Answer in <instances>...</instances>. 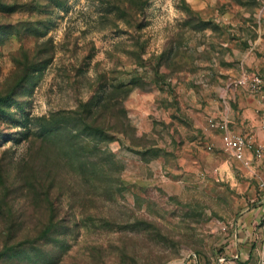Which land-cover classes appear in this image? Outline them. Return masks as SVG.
I'll return each instance as SVG.
<instances>
[{
	"label": "rangeland",
	"instance_id": "rangeland-1",
	"mask_svg": "<svg viewBox=\"0 0 264 264\" xmlns=\"http://www.w3.org/2000/svg\"><path fill=\"white\" fill-rule=\"evenodd\" d=\"M244 70L264 0H0V264H264Z\"/></svg>",
	"mask_w": 264,
	"mask_h": 264
},
{
	"label": "built area",
	"instance_id": "built-area-1",
	"mask_svg": "<svg viewBox=\"0 0 264 264\" xmlns=\"http://www.w3.org/2000/svg\"><path fill=\"white\" fill-rule=\"evenodd\" d=\"M234 83L254 97L256 112L260 117V129L264 132V75L255 70H244ZM207 123L211 129L226 133V145L235 156L244 159L249 153L251 158L264 161V140H257L251 132L242 133L230 130L228 120L225 117L211 116L207 119ZM261 220L264 224V216Z\"/></svg>",
	"mask_w": 264,
	"mask_h": 264
},
{
	"label": "crops",
	"instance_id": "crops-1",
	"mask_svg": "<svg viewBox=\"0 0 264 264\" xmlns=\"http://www.w3.org/2000/svg\"><path fill=\"white\" fill-rule=\"evenodd\" d=\"M243 90L249 96L248 97V99H249L248 101H249V104L251 105V112L253 113V115L256 114L257 117H258V120H257L258 123H257L256 127L254 128V130L256 132L255 137H256L257 140L262 141V140H264V132H262L261 129H260V117H259L258 113L256 112V102H255V99H254V97L249 92H247L245 89H243ZM225 118H227V120H228V124H229L230 130H233V131L236 132V130H234V128H233L234 126L233 125H230L231 124V121L228 119V117H225ZM261 214H264V208H262V210H260L258 214L255 213V216L253 217V221L251 222V227L252 228H255L254 227V224L257 223V221H258L257 219L260 217ZM252 228L247 230V239L249 241L251 240V238H253ZM238 240H241V242L246 241V239H237V241ZM239 254L243 255L242 253H239L238 252V255Z\"/></svg>",
	"mask_w": 264,
	"mask_h": 264
}]
</instances>
